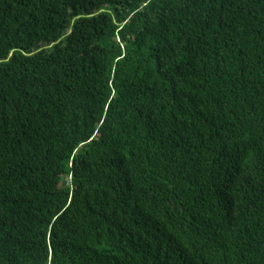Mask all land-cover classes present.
<instances>
[{"label": "trees", "instance_id": "1", "mask_svg": "<svg viewBox=\"0 0 264 264\" xmlns=\"http://www.w3.org/2000/svg\"><path fill=\"white\" fill-rule=\"evenodd\" d=\"M0 264H264V0H0Z\"/></svg>", "mask_w": 264, "mask_h": 264}]
</instances>
